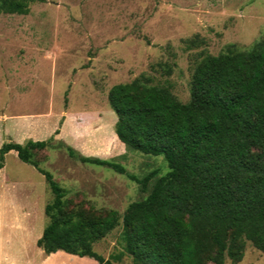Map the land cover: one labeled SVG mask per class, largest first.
<instances>
[{"label":"trees","instance_id":"1","mask_svg":"<svg viewBox=\"0 0 264 264\" xmlns=\"http://www.w3.org/2000/svg\"><path fill=\"white\" fill-rule=\"evenodd\" d=\"M41 0H0V14L26 15ZM191 41H188L190 43ZM106 102L114 114L113 134L126 151L161 156L167 172L137 179L110 161L81 157L80 163L106 167L138 184L144 198L121 216L84 210L70 201L39 167L36 152L49 141L0 145L3 157L34 168L51 195L43 207L45 224L35 246L112 264L92 250L120 219L122 252L131 264H237L245 243L264 254V36L245 48L227 44L216 55L200 54L188 82V101L169 87L140 75L112 85Z\"/></svg>","mask_w":264,"mask_h":264},{"label":"rangeland","instance_id":"2","mask_svg":"<svg viewBox=\"0 0 264 264\" xmlns=\"http://www.w3.org/2000/svg\"><path fill=\"white\" fill-rule=\"evenodd\" d=\"M262 36L264 0L33 2L26 15L0 14V115H49L69 109L96 111L108 121L110 115L115 118L106 102L108 89L140 75L167 85L180 103H186L190 73L200 54L216 55L227 44L245 48ZM49 138L35 159L47 158L39 167L64 190L66 199L81 202L91 213L113 210L121 216L129 203L144 198L146 192L125 175L80 163ZM60 159L71 164L61 172L69 179L59 178L57 171L64 168ZM3 161L10 176L17 169H30L13 155ZM109 161L137 179L152 171L157 177L167 172L161 156L136 151L124 149ZM39 182L44 207L51 195L44 180ZM43 207L39 231L46 221ZM120 230L119 219L92 250L111 258L112 264H131L122 252ZM223 264L229 260L224 258ZM237 264H264V254L246 242Z\"/></svg>","mask_w":264,"mask_h":264},{"label":"crops","instance_id":"3","mask_svg":"<svg viewBox=\"0 0 264 264\" xmlns=\"http://www.w3.org/2000/svg\"><path fill=\"white\" fill-rule=\"evenodd\" d=\"M83 112L60 109L56 114L49 115L2 114L0 145L8 142L23 145L27 141H45L52 136L54 141L81 157L109 161V157L121 154L124 147L111 129L115 118L110 115V119L105 121L96 111L82 115ZM106 152L111 153L110 156H106ZM7 155L16 157L14 151H8L3 160ZM60 160L64 168L57 171L59 178L69 179L64 178L61 172L71 164L69 160ZM39 179L43 177L31 166L30 169H17L13 175H7L3 161L0 169V193H4L0 196V264H97L87 257H76L61 251L44 255L36 246L33 248L42 232L39 231V217L44 191Z\"/></svg>","mask_w":264,"mask_h":264}]
</instances>
